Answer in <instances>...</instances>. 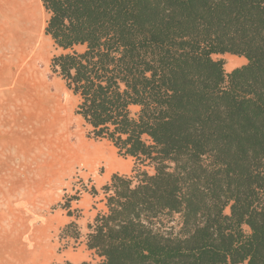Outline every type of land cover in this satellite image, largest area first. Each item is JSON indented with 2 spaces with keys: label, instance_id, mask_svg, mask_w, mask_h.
Wrapping results in <instances>:
<instances>
[{
  "label": "trees",
  "instance_id": "obj_1",
  "mask_svg": "<svg viewBox=\"0 0 264 264\" xmlns=\"http://www.w3.org/2000/svg\"><path fill=\"white\" fill-rule=\"evenodd\" d=\"M41 2L88 137L133 160L102 188L98 264H264V0Z\"/></svg>",
  "mask_w": 264,
  "mask_h": 264
},
{
  "label": "rangeland",
  "instance_id": "obj_2",
  "mask_svg": "<svg viewBox=\"0 0 264 264\" xmlns=\"http://www.w3.org/2000/svg\"><path fill=\"white\" fill-rule=\"evenodd\" d=\"M47 19L41 0H0V241L3 245L11 239L26 249L30 241L39 243L38 255L42 250L50 258L68 201L79 191L91 190L108 167L105 160L95 167L61 164L53 156L55 137L69 130L77 141L99 148L109 158L130 165L132 161L120 157L110 143L88 137L83 120L75 113L77 98L51 70L52 58L60 51L45 35ZM32 36H39L37 45L45 44L46 52L28 64L32 56L23 52H30ZM229 56L213 58L223 60L226 69ZM122 172L131 175V167ZM180 228L179 216L166 219V231L177 234Z\"/></svg>",
  "mask_w": 264,
  "mask_h": 264
},
{
  "label": "bare ground",
  "instance_id": "obj_3",
  "mask_svg": "<svg viewBox=\"0 0 264 264\" xmlns=\"http://www.w3.org/2000/svg\"><path fill=\"white\" fill-rule=\"evenodd\" d=\"M21 25H22V23H21ZM20 29H21V27H20ZM38 37L37 38L33 37V36L31 37V39H30L31 47H29V48H31L30 52L25 51V49H24V52H23L24 54L30 55V58L32 56V58L30 59V62L28 64H32V62L34 60H36L40 56L44 55V52H46L45 44H43L42 42H39L37 45ZM27 52H29V53H27ZM26 55H24V56H26ZM20 58H21V56H20ZM24 59L26 60L27 57ZM236 61H239L240 64L236 63ZM246 61L247 60L245 58H240L237 56H229L227 59L226 69L232 70V69H234V67H236V66L238 67V65L240 66L241 64H243ZM57 131H60V130L58 129ZM52 149H53L54 158L57 161H59L61 164L69 166V167H74V166L79 165V164L83 165V167H95V165L97 163H99L102 160H105L106 162H108L107 174L105 175V178H108L113 172L119 171L122 168V165L125 164L123 161H121V160H119L113 156L111 158L107 157L105 155V153H103L102 150H100L97 147L92 148L91 146H89L88 144H86L85 142H83L80 139L77 141L75 139V136L69 130H61V133H59L55 137V140L52 143ZM1 234H3V233H1ZM10 234L12 235L13 233H10ZM0 236H2V235H0ZM2 238H3V236H2ZM4 238H6V237H4ZM16 240H18V239H16ZM36 240L34 239V242ZM0 243L2 245V241H0ZM4 243H3L4 246L0 245L1 247H3V249L1 248L2 252L0 251V263L1 264H22L25 262H29L30 260L35 262L36 260L44 259L45 254L44 255L41 254L44 251L40 250L41 248H38L40 251H42V252L39 251V255H38V251L36 249L39 246V243L32 245L33 241H30L29 249H26L24 247L23 248L18 247L17 244L14 243V240H11V239L10 240L7 239L6 242H4ZM24 245L25 244H23V246ZM42 249H44V248H42ZM45 253H46V251H45ZM46 258H47V256H46Z\"/></svg>",
  "mask_w": 264,
  "mask_h": 264
},
{
  "label": "crops",
  "instance_id": "obj_4",
  "mask_svg": "<svg viewBox=\"0 0 264 264\" xmlns=\"http://www.w3.org/2000/svg\"><path fill=\"white\" fill-rule=\"evenodd\" d=\"M236 63H239V61H236ZM236 68L238 67H234V69ZM130 160L132 161L131 165L130 163L125 161V168H121L119 171L113 172L108 178H105V175L107 174L106 173L103 178L99 179L96 182H93L92 189H94L95 192L90 193L89 190L84 192L80 196L79 200L72 204V216L66 214L61 217L59 223V233L65 226L72 222H75L78 227L80 238L77 241L70 240L67 245L66 241H61L58 238L53 244L54 251L52 253V257L45 258L44 260H42L43 262L36 260L35 262L37 264H45L46 262V264H97L101 261V257L97 255L94 250H89L87 247V236L90 233V225L94 223L95 218L99 214H106L108 212L107 196L102 188L110 183L111 178L114 174L128 175L127 172H122L123 169H125L126 171L131 167L132 172L133 160ZM1 246L0 251L2 252L3 247ZM35 262H33V264H36Z\"/></svg>",
  "mask_w": 264,
  "mask_h": 264
},
{
  "label": "built area",
  "instance_id": "obj_5",
  "mask_svg": "<svg viewBox=\"0 0 264 264\" xmlns=\"http://www.w3.org/2000/svg\"><path fill=\"white\" fill-rule=\"evenodd\" d=\"M86 191H88L87 189L84 191H79V193L76 195L77 197H78V199L80 198V196L84 193V192H86ZM90 191V190H89ZM78 200H74V201H72V203H71V208H70V210H71V212L73 211V209H72V204L74 203V202H77Z\"/></svg>",
  "mask_w": 264,
  "mask_h": 264
}]
</instances>
